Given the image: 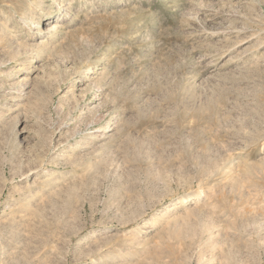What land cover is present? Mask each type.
Returning <instances> with one entry per match:
<instances>
[{"label":"rangeland","instance_id":"1","mask_svg":"<svg viewBox=\"0 0 264 264\" xmlns=\"http://www.w3.org/2000/svg\"><path fill=\"white\" fill-rule=\"evenodd\" d=\"M0 264H264V0H0Z\"/></svg>","mask_w":264,"mask_h":264},{"label":"bare ground","instance_id":"2","mask_svg":"<svg viewBox=\"0 0 264 264\" xmlns=\"http://www.w3.org/2000/svg\"><path fill=\"white\" fill-rule=\"evenodd\" d=\"M50 16H51V18H55L57 15L52 13V15L50 14ZM49 18H47L46 19L47 21L45 20V22H42L41 20H38L37 23H36V26L32 29L31 35H29V40H31V42H32L31 43V47L32 48H35V47L39 48V47L43 46L44 44H43V41H42V38H41L42 35L46 34V33L53 32V30L56 28L54 23L49 24ZM24 22H26L25 19H24ZM109 130H110V127H104V128H101L99 130V132H100V134L105 135V134H107L109 132ZM155 217L153 216V219Z\"/></svg>","mask_w":264,"mask_h":264}]
</instances>
